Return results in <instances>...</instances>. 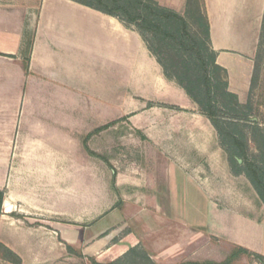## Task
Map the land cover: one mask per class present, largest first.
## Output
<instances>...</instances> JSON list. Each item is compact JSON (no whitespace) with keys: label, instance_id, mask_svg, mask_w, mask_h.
<instances>
[{"label":"crops","instance_id":"0c3cea01","mask_svg":"<svg viewBox=\"0 0 264 264\" xmlns=\"http://www.w3.org/2000/svg\"><path fill=\"white\" fill-rule=\"evenodd\" d=\"M204 2L217 64L228 73L229 91L245 103L264 0ZM89 82L95 88L89 90ZM104 92L142 107L177 92L185 97L165 78L142 36L118 18L73 0H0V191L5 192L0 243L23 264L56 260L79 247L100 264H133L138 255L148 264L223 263L237 248L264 256V208L250 217L227 202L220 206L212 188L205 190L207 205L198 202L200 190L198 199L192 198L187 186V207L170 199L166 209L160 202L140 204L145 174H119L116 186L125 194L124 204L105 208L103 166L97 160L103 161L102 155L83 144L89 133L114 126L103 112ZM90 97L102 103L100 111L88 103ZM151 121L136 128L168 147L172 127ZM179 162L169 160L165 168L171 180L165 190L171 194H179L172 183L178 176L201 185L200 170L191 176ZM131 193L138 195L135 204ZM105 210H111L109 217L121 214L98 227L108 216ZM27 218L44 225L30 226ZM111 228L113 233L104 235ZM123 228L132 229L119 236ZM232 264H248L247 255Z\"/></svg>","mask_w":264,"mask_h":264},{"label":"rangeland","instance_id":"374dc122","mask_svg":"<svg viewBox=\"0 0 264 264\" xmlns=\"http://www.w3.org/2000/svg\"><path fill=\"white\" fill-rule=\"evenodd\" d=\"M85 1L98 6L96 0ZM122 1L127 2V0ZM128 1H130L133 10L139 7L136 0ZM142 1L145 5L152 8L158 7L174 12L184 17L187 21V33L183 31L182 24L175 18L162 23L167 31L175 35V38L165 37L162 33H156L155 31L142 30L146 36V40H148V46L152 50L150 52L153 58L157 62L160 60L163 63L166 71L172 77L171 79H173V81H168L173 82L176 87L181 88L185 97L177 92L171 94L172 97L165 100L146 101L145 106L142 107L139 106L138 102L132 104L128 100H118L115 94L113 96L106 92L102 93L103 96H106L103 103V112L111 118L109 122L114 121V126L103 130V132L96 131L100 132L101 135L98 140L90 138L96 132L89 133L82 140L85 146L89 142L92 144L91 148L102 155L103 161L97 160L98 165L102 163L103 166L105 208H121L124 204L123 197L125 194L116 186L119 174L131 176L143 173L146 175V178L145 188L140 195L143 198L140 199V204L154 206L160 202L167 209L171 199L173 203L177 204L180 203V200L182 206L187 207L185 192L189 189L191 190L192 198L198 199L196 194L198 190L203 193L200 194L198 202L204 206L209 201L204 200V197H208L205 190L212 188L217 193H213V200L215 199L220 206H223L227 202L250 217L258 216L261 209L264 208V202L251 181L246 163L238 157L240 167L236 168V170L242 172V174L239 176L235 175L233 167H231L229 162L228 154L222 146L223 144L233 152H238L237 147L233 144V139L227 135L221 137L211 121L203 114V109L207 104L205 88L202 85L203 71L198 56L196 52L191 50V47L195 39L200 40L198 48H200L202 55L207 57L206 62L210 64V84L214 101L218 106L217 112L220 120L223 122L226 131L237 134L241 140L247 143L248 160L256 164L264 179V154L259 150V143L256 141L253 124L243 121L232 124L229 122L230 117L243 118L244 115H248L252 121H257L264 130V18L262 28H257L256 30V36L259 41L254 58L255 80L251 86L248 100L245 103L240 102L244 107H237L234 101L226 95L227 90H229V85H227L228 73L218 70L212 65L213 55L211 52L213 49L211 44L207 42V29L203 19L204 14L206 13L207 15L204 0H199L201 14L192 9L195 14L194 17L192 16L193 12L189 13L188 0ZM105 2L108 3L109 1L105 0ZM108 4L112 5L111 2ZM141 9L143 14H148L149 19L153 23H158L156 16H152L151 9ZM140 25V23L133 24L131 29L138 32L142 29ZM162 70L164 73L163 67ZM177 76L192 85L196 95L201 99L202 107L195 104L187 95L176 79ZM93 88H95V84L89 82V90ZM112 96L114 98H111ZM88 103L93 108L95 107L97 111L102 109V103L96 99L92 100L90 97ZM151 108L153 110L152 114L145 116V110H150ZM184 113L187 114L185 115ZM187 116L191 120H187ZM149 119L152 120L151 123L158 125L168 124L169 127H172V130L170 129L171 131L168 132V147H163V144H159L158 141L150 140L142 131L136 128V125L149 123ZM213 129H215V134ZM195 142L199 144V148H195ZM88 151L90 153L89 147ZM169 160H182L183 162H179V166H182L185 172L191 176H198L199 174L200 178H197V180L201 185L198 186L196 181L192 183L189 181L187 183L184 177L178 176L172 183L173 186L175 185L177 191H179V194H175V191L172 194L170 191H166L165 187H168V189L171 187V180L167 179L165 174V168ZM92 161L95 162V159H92ZM89 166H91L90 163ZM196 169L200 170L198 174ZM187 186L190 188L186 189ZM180 191L182 192L180 193ZM132 195L134 194L131 193V201L135 204L133 200L138 195L134 197ZM126 196L130 197L129 195ZM111 210H105L104 215H108ZM118 213L121 214L120 212H114L110 214V217L108 215L104 220L100 221L101 223L99 222L98 227L105 225L113 216L117 217ZM128 214H134V212L132 211ZM70 224L72 226L75 225L74 222ZM131 229L123 228L122 232L118 234L122 236L130 232ZM112 231L113 228L108 230L104 235H111ZM79 234L83 236L84 231H79ZM76 249L77 251L70 252L71 254L64 257L61 256L56 260L45 259L38 262L39 264H94V260L83 256V250L80 247ZM139 257L138 255L136 262L133 264H148L144 256H141L142 259ZM247 259L248 264H259L248 256ZM0 264L12 263L0 258Z\"/></svg>","mask_w":264,"mask_h":264},{"label":"trees","instance_id":"16d2710c","mask_svg":"<svg viewBox=\"0 0 264 264\" xmlns=\"http://www.w3.org/2000/svg\"><path fill=\"white\" fill-rule=\"evenodd\" d=\"M73 1L78 2L82 5H85L89 8H92L94 10L105 13L107 15L116 17L126 27H128L130 29H131L133 24L140 23L141 24L140 26L142 29L139 30L138 33L142 36L143 40L147 43V46H148V40H146V36L142 32V30L155 31L156 33H162L165 37L175 38V35L171 34L169 31H167L165 29V27L162 25V23L164 21L165 22L169 21L172 18L177 19V21H179L182 24V28H183V31L185 33L188 32L187 31V21L185 20L184 17H182V16H180L174 12L162 9V8H158V7L152 8L148 5H145L142 0H136L139 7L134 8V10H133V8H131V3L128 0H127V2H124L122 0H108L109 2L112 3V5L108 4L109 2L106 3L105 0H96L98 3V6L94 5L91 2L85 1V0H73ZM187 5H188V8L190 9L189 13H192L193 12L192 9H195V12L201 14V8L199 7V0H188ZM141 8H146L147 10L151 9L152 16H156V18L158 19V23H153L149 19L148 14L142 13ZM194 15L195 14L193 12L192 16L194 17ZM203 19H204V24H205L206 29H207L206 30L207 31L206 32L207 42H209V44H211L210 23H209V19H208L206 13L204 14ZM199 41L200 40H197V39L194 40L193 45L191 47V50L196 52V54L198 56V60H199L200 65H201V68H202V71H203L202 85L205 88V94H206V100H207L206 107L203 109V114L211 121L212 125L215 127V129L217 130L218 134L221 137H223V135H227L228 137H231L233 139V144L237 147L238 152H233L232 150L226 148L225 145L222 144L224 150L228 154L229 162L231 164V167H233V172L237 176L242 174V172H238L236 170V168L240 167L238 157L243 159L244 162L246 163L247 171L250 173L251 181H252L254 187L257 189L258 193L260 194V197L262 198V200L264 202V179L261 176L260 170L256 166V164L254 162L248 160L249 156H248L247 143H245L243 140H241L237 134H235L233 132L226 131L225 127L223 126L224 125L223 122L220 120V117H219L218 112H217L218 106L216 105V103L214 101V95H213L212 87L210 84V81H211L210 80V68H209L210 64L206 62L207 57L205 55H202L200 48H198ZM148 48L150 51H152L149 46H148ZM185 49H187V47H185ZM211 53L213 55L212 56L213 67L227 73L226 69L220 67L216 63V59H217L216 52L214 50H212ZM158 62L160 63V65L165 70L164 71L165 78L167 80L173 81V79H171L172 77L166 71L163 63L160 60H158ZM176 79L178 80L180 86L186 91L187 95L193 100V102L195 104L199 105L200 107H202L201 99H199V97L196 95L192 85L187 83L185 80L180 79V77H178V76L176 77ZM254 80H255V76H253L252 84L254 83ZM227 89H228V86H227ZM226 95L234 101V104L237 107H244V105H242L240 103V101L238 100V97L235 94L231 93L229 90H227ZM230 118L231 119L229 122H231V124L232 123H238L241 121L251 122L253 124V131H254L255 136H256V141L259 143V148H260L259 150L261 152H263V154H264V130L259 125V123L257 121H252V119L248 115H244L243 118H237L236 116H233ZM231 124H229V125H231ZM109 127H110V125H106L98 131L105 130ZM4 199H5V192L0 191V217L2 215V205H3ZM25 220H26L27 224H29L30 226L44 225V223L42 221H38V220L30 221L28 218ZM241 255H247L251 259L258 262L259 264H264V256L263 255L250 252L244 248H237L231 254L229 259L223 263L191 262V263H185V264H232V262H234ZM0 258L2 260H5V261L10 262L12 264H23L22 259L14 251H12L10 248H8L7 246H5L2 243H0ZM94 264H100V263H97L96 261H94ZM109 264H116V263L112 262Z\"/></svg>","mask_w":264,"mask_h":264}]
</instances>
